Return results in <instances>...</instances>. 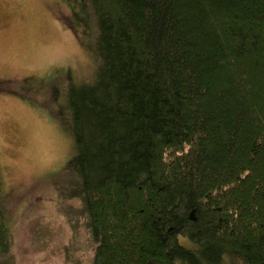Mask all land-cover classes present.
I'll return each mask as SVG.
<instances>
[{
	"label": "trees",
	"instance_id": "obj_1",
	"mask_svg": "<svg viewBox=\"0 0 264 264\" xmlns=\"http://www.w3.org/2000/svg\"><path fill=\"white\" fill-rule=\"evenodd\" d=\"M89 2L96 78L54 92L76 153L43 182L65 264L83 245L91 264H264V0ZM6 186L0 264H20V237L54 233Z\"/></svg>",
	"mask_w": 264,
	"mask_h": 264
},
{
	"label": "rangeland",
	"instance_id": "obj_2",
	"mask_svg": "<svg viewBox=\"0 0 264 264\" xmlns=\"http://www.w3.org/2000/svg\"><path fill=\"white\" fill-rule=\"evenodd\" d=\"M90 11L89 0H0L1 177L8 191L22 194L16 207L27 201V207L33 206L38 196L50 203L36 206L42 217L38 230L54 233L44 249L31 248L26 234L20 237L24 244L20 264H65L70 234L65 221L57 218L54 196L43 191V182L67 163L76 148L51 101L67 75L74 83L96 78L99 59ZM39 221L30 219L25 229L37 231ZM78 253L80 264H91L87 246Z\"/></svg>",
	"mask_w": 264,
	"mask_h": 264
}]
</instances>
